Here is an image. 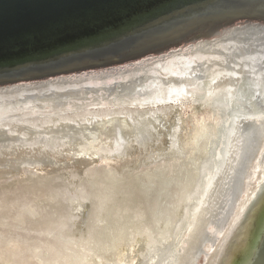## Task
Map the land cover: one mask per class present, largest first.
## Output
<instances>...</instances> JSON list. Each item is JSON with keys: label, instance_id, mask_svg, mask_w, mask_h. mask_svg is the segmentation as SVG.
Instances as JSON below:
<instances>
[{"label": "rangeland", "instance_id": "1", "mask_svg": "<svg viewBox=\"0 0 264 264\" xmlns=\"http://www.w3.org/2000/svg\"><path fill=\"white\" fill-rule=\"evenodd\" d=\"M244 35L229 37L221 33L127 68L2 94L0 108L8 117L17 118L52 107L50 95L65 92L81 101L109 105L113 100L110 96L109 101L103 99L105 89L136 83L144 89L162 75L179 76L180 67L205 69L207 80H211L217 64L224 61L222 53L236 47L234 44ZM201 45L209 47L203 50ZM258 51L254 58H264V47ZM197 97L195 104L161 109L153 118L146 115L150 122L141 120L143 112L123 110V119L101 115L92 122L99 130L93 145L97 147L102 141L103 150L97 154L95 148L90 149L83 157L77 154V145L86 144L90 139L86 134L72 137L51 129L49 136L55 134L57 145L50 142L29 147L25 142H33V137L11 127L20 141L0 146V264H169L171 254L182 252L189 222L201 209L215 180L214 165L220 162L222 139L208 131L213 132V127L220 130L228 121L217 104L209 106L201 99L202 94ZM75 106L62 108L63 114L75 120V127L89 126L87 117L84 121H80L82 116L73 117ZM131 116L141 124H132ZM40 120L30 119L38 131L46 126ZM203 126L209 128V138L204 134L194 139ZM176 128L178 141L173 149ZM37 133L47 136L43 131ZM243 141L226 180L215 225L205 230L208 235L185 264H218L234 221L259 188L264 161L258 167L256 157H264V133L257 131ZM112 148L113 153H109ZM38 159L42 162L36 165L18 164ZM254 169L258 171L254 173ZM210 171L214 179L208 177ZM242 185H250L246 193ZM232 195L236 201L246 197L238 203V209H234V201V215L226 217Z\"/></svg>", "mask_w": 264, "mask_h": 264}, {"label": "water", "instance_id": "2", "mask_svg": "<svg viewBox=\"0 0 264 264\" xmlns=\"http://www.w3.org/2000/svg\"><path fill=\"white\" fill-rule=\"evenodd\" d=\"M259 30L264 0H0V95ZM234 264H264V212Z\"/></svg>", "mask_w": 264, "mask_h": 264}, {"label": "bare ground", "instance_id": "3", "mask_svg": "<svg viewBox=\"0 0 264 264\" xmlns=\"http://www.w3.org/2000/svg\"><path fill=\"white\" fill-rule=\"evenodd\" d=\"M236 33H243L245 35L244 37H241L240 40L238 39L234 44L235 46L237 45L236 47H232L222 53L224 61L223 63L217 64L218 69L215 70V75L211 80H207V76L204 74L206 71L205 69L198 67V69L195 70L194 68L180 67L179 76H173L171 74L162 75L157 77V79H154V84L145 86L144 89L141 88V83L122 86L117 89H105L104 93H106V97L103 99L109 101L110 96L111 100H113L109 105H107V103H97L95 100L89 101L86 99L81 101L78 98H72L71 96L73 93L65 92L50 95L52 107L42 110H32L17 118L8 117L9 114H7L3 110V107H1L0 146L9 147L13 143L20 141V137L13 134L14 130L12 128L14 127H17L18 130H24L26 134L33 137V142L32 140L29 141L30 143L25 142V145L29 147L38 144L40 145L42 143L50 144V142L51 144L54 143L57 145L58 141H55V134V137L52 135L49 136V134L53 133L51 132V129H53L55 131L57 130L56 132H62L65 136L79 137V134L81 133L86 134L91 141L89 139L86 144L83 142V147H81L82 144L80 146L78 143L77 146L79 147V152H77V154L79 156L82 155L83 157L85 155L84 152H87L90 149L93 150L94 148L95 151L93 152L98 154L103 150V146L100 145L102 141L97 144V147H95L96 145H93L95 140L98 139L99 130L96 128L95 124H92V122L101 115H106L107 119H123L122 114H125V112H121L123 110H128L127 112H143V115H141V118L143 119H140L144 122H150V117L148 118L149 120H146V115H150L153 118L159 113V111H161V109H171L176 106H183L187 103L195 104L199 101L197 95L202 94L201 99L203 101L206 100L204 101L205 104L209 106L217 104L220 107L218 111L225 112L228 121L220 130L213 127V132L208 131V134L216 133V138L220 139L221 136L222 139L220 159H218L220 162L218 165H214L217 174L216 171H214V175H216L215 180L213 183L210 181L212 184L203 198L202 207L189 222L190 227L188 234L183 239L184 245L182 246V252L175 256L173 254L170 255L172 258L169 264H185L189 260V257L194 254L201 239L205 235H208V233L204 234L205 230L209 226L212 227V225H215L216 211L222 208L223 204L221 203V198L223 190L233 167L240 143H244L243 140L247 137L252 138L257 131L264 133V58H254V55L259 53L258 48L260 49L264 47V30L224 32L222 34L231 37L232 34ZM208 47V45H201L200 49L204 50ZM197 71H201L202 75L196 74ZM116 99H121L122 101H116ZM114 101L116 102L114 103ZM75 104H77V106H75L76 109H73L74 112L71 111V113L74 114L73 117L82 116L83 118L80 121H84L87 117L85 122L88 123L89 126L85 125L84 127L82 126L81 128H78L80 125L78 124V127L76 126L78 129H76L74 124L76 123L75 120L70 119L63 114L62 108L70 107ZM81 112L83 113L79 115ZM117 114H119L120 117H116ZM30 119H36V122H38L37 119L43 120L41 123L46 126H44V130L42 131L44 134H47V136L39 135L37 132L42 131L36 130ZM66 120L72 123H63ZM129 121L134 125H137L138 122L136 119L132 118V116ZM122 122L124 123V121ZM138 124H141L140 121ZM96 125L99 127L98 122ZM57 126L64 127L61 129L57 128ZM207 129L209 128H206V126L198 128L194 134V139L197 137H203V135L206 134ZM97 131L98 134L96 133ZM177 133L178 128L174 129L172 136L173 140H171L173 141V149L178 141L176 138ZM119 138L122 141V137H118V139ZM250 143H252V141H250ZM123 145L124 143H122V146ZM262 145H264V141H262ZM240 147H242V145H240ZM248 147H250V145H248ZM177 150L180 149L178 148ZM108 151L109 153H113V148L108 149ZM115 152H119L117 148H115ZM262 153H264V147H262ZM258 155H260V153H258ZM42 159H38L37 161H23L18 164L36 165L39 164V161ZM236 161H238V159H236ZM244 161H246V159H244ZM256 161H258V167H260L262 161H264V157L260 155V157H256ZM214 167H212V169H214ZM256 171H258V169H254V173H256ZM214 175H212V171L208 173V177H212V179H214ZM244 175H246V173H244ZM242 179H244V177H242ZM238 187H240V185H238ZM242 187H244V185H242ZM248 187H250V185H248ZM248 187H244V193H246ZM258 187L259 188L254 193L249 204H247L249 201L247 200L245 207L241 210L239 216L234 221L227 242H225L220 253V261L217 260L218 264L235 263L263 214L264 173ZM250 191H252V189H250ZM224 197H226V195H224ZM244 197H246V195H244ZM244 197H242L240 201H236V197L232 195V203L228 201L230 207L226 209L224 215H226V217H228V215L232 217V215H234V211H232L234 201H236L234 209H238V203H242ZM222 201H224V199H222ZM220 205L221 207H219ZM202 263H204V261H202Z\"/></svg>", "mask_w": 264, "mask_h": 264}]
</instances>
